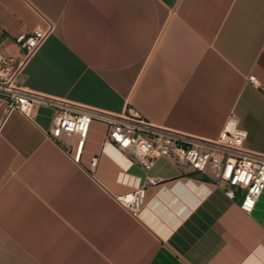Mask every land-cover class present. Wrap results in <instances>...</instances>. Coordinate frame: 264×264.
I'll use <instances>...</instances> for the list:
<instances>
[{
  "label": "crops",
  "instance_id": "0c3cea01",
  "mask_svg": "<svg viewBox=\"0 0 264 264\" xmlns=\"http://www.w3.org/2000/svg\"><path fill=\"white\" fill-rule=\"evenodd\" d=\"M48 22L26 88L206 139L233 115L264 153V0H0V50L20 56L15 37ZM53 114L0 101V264H264V191L245 211L209 167L161 156L146 171L100 121L75 161ZM149 176L133 215L116 196Z\"/></svg>",
  "mask_w": 264,
  "mask_h": 264
},
{
  "label": "built area",
  "instance_id": "2783aa9c",
  "mask_svg": "<svg viewBox=\"0 0 264 264\" xmlns=\"http://www.w3.org/2000/svg\"><path fill=\"white\" fill-rule=\"evenodd\" d=\"M52 30L53 25L48 22L45 27L17 35L14 41L21 51L20 56L0 50V101L5 102L8 113L18 111L29 116L36 105L52 107L54 114L48 134L56 141L76 134L75 161L82 153L91 123L100 121L107 128L106 140L138 161L146 171L152 169L155 159L161 156L176 164H188L196 171L209 167L214 182L226 185V195L234 197L239 190L240 207L245 211L253 209L264 191V153L243 146L246 132L238 127L233 115L216 138L206 139L155 124L134 110L112 113L26 88L22 83L25 66ZM247 80L254 87H261L254 75H248ZM96 164L97 158L93 157L90 168L94 169ZM158 183L149 176L145 183L117 195L116 199L137 215L147 187Z\"/></svg>",
  "mask_w": 264,
  "mask_h": 264
}]
</instances>
